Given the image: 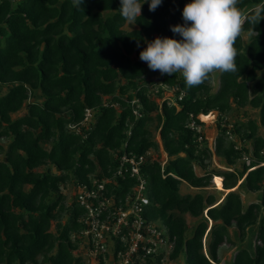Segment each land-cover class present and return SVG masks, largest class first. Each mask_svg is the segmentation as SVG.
Listing matches in <instances>:
<instances>
[{
    "label": "trees",
    "instance_id": "trees-1",
    "mask_svg": "<svg viewBox=\"0 0 264 264\" xmlns=\"http://www.w3.org/2000/svg\"><path fill=\"white\" fill-rule=\"evenodd\" d=\"M187 2L162 0L155 11L144 3L140 19L126 29L119 0H0V264H86L85 209L76 193L66 204L61 189L102 184L101 197L123 205L138 184L127 165L117 173L123 155L143 156L148 203L141 215L168 235L167 259L219 264V250L234 245V228L242 246L230 264H264V137L258 134L264 128V18L253 31L246 21L262 0L238 5L245 20L235 43L239 71H213L191 88L180 73L152 70L158 76L150 78L139 59L143 41L180 38L169 26L183 23ZM173 88L184 95L169 105L163 95ZM246 107L258 120L228 121ZM210 112H216L213 150L205 135L210 126L199 119ZM213 156L225 170L209 168ZM215 176L226 191L221 200L202 192ZM185 186L193 193H181ZM240 191L256 193L257 201L245 204ZM185 215L197 220L193 228ZM163 256L145 257L144 264H162Z\"/></svg>",
    "mask_w": 264,
    "mask_h": 264
},
{
    "label": "clouds",
    "instance_id": "clouds-1",
    "mask_svg": "<svg viewBox=\"0 0 264 264\" xmlns=\"http://www.w3.org/2000/svg\"><path fill=\"white\" fill-rule=\"evenodd\" d=\"M77 2L82 4V0ZM119 3L121 17L131 26L140 19L144 3L149 11H155L162 0H119ZM239 4L240 0H188L181 10L183 23L169 26L180 38L157 36L143 41L146 46L139 52V59L161 75L180 73L189 88L203 83L213 71L238 72L235 43L245 23ZM262 18L264 0L247 15L249 30L253 31Z\"/></svg>",
    "mask_w": 264,
    "mask_h": 264
},
{
    "label": "built area",
    "instance_id": "built-area-1",
    "mask_svg": "<svg viewBox=\"0 0 264 264\" xmlns=\"http://www.w3.org/2000/svg\"><path fill=\"white\" fill-rule=\"evenodd\" d=\"M175 91L174 88L165 89L164 94L172 92L171 96L163 98L169 105H176L184 95L180 92L176 96ZM88 117L90 111L86 110L85 118ZM199 119L206 123L201 116ZM215 119L216 114L213 121ZM190 127L200 131L193 121ZM142 162L143 156L123 155L121 158L117 173L121 174L122 167L127 165L129 176L138 181L134 195L127 196L123 205L116 206L113 200L102 198V184L92 189L85 185L77 186L76 200L85 209L82 221L87 226L81 249L83 258L88 257L84 258L86 264H144L145 257L166 250L169 253L172 243L168 236L154 223L145 222L141 215L142 207L148 203L144 192L145 181L140 176Z\"/></svg>",
    "mask_w": 264,
    "mask_h": 264
},
{
    "label": "rangeland",
    "instance_id": "rangeland-1",
    "mask_svg": "<svg viewBox=\"0 0 264 264\" xmlns=\"http://www.w3.org/2000/svg\"><path fill=\"white\" fill-rule=\"evenodd\" d=\"M132 26V25H131ZM131 26L129 24H126L125 25V28L126 29H130ZM248 37H249V34L248 33H243L242 34V38H243V41L244 42H247L248 41ZM142 63L144 65H146V62L142 61ZM158 76V73L155 72V71H152V70H149V77L150 78H157ZM218 79L217 78V73L216 75L214 76L213 78V81L211 83L212 87L214 89H216L218 87ZM153 93V92H152ZM172 92H168V93H165L163 95V98L165 97V95L167 96H171ZM152 97L153 99H155L158 103H160L162 101V99H160L158 96H155V92L152 94ZM24 112V110L12 115L13 118H16L18 117L19 115H21L22 113ZM215 114V113H214ZM244 117H251L255 120H258V112L255 111V110H252L250 107H246L245 109H240L239 111H234L232 112L229 116H228V121H235L237 119H246ZM214 122V121H213ZM209 126L211 125V123H208L206 122ZM154 128V123L151 124L149 126V129H153ZM209 134V135H208ZM205 132V135H206V138L208 140V146L210 147L211 150H213V140H214V137H215V131H212V133H209L208 132ZM258 134L263 136L264 137V128L260 127L259 130H258ZM155 140L159 142V137L158 135L155 136ZM161 147L159 148V151H160ZM161 154H159V159L160 160H164L165 159V154L163 153V151H160ZM151 156L152 158H157L158 156V152L156 151H151ZM2 159V157H0V160ZM223 163H221L216 157H212L211 159V162H210V166L209 168H215V169H222V170H225L224 167H223ZM237 168H240V162L237 163L236 165ZM43 168H46V167H43ZM43 168H40L39 170H42ZM51 170L53 172H55L56 170L51 168ZM196 173L198 174L200 171L199 169H195ZM214 178V177H213ZM213 178H211V186L207 189H204V191H202L203 193H217V196H219L220 200L222 198V196L226 193V191L224 192H221L219 191L218 189H216L215 187V184L213 182ZM186 187V186H185ZM62 193L65 195L66 197V204H69L73 201V197H74V193H75V190H74V187L71 186V185H67L66 187H63L61 189ZM146 193V192H145ZM181 193H193V189H190V188H187L186 187V190L181 192ZM240 194H241V198L243 200V202L245 204H248L252 201H257L256 199V193H246V192H243V191H240ZM185 219H186V222L187 224L193 228L194 225L197 223V220L196 219H192L189 215H185ZM209 226L211 225L210 222H208ZM53 230H54V227H52ZM209 228V227H208ZM255 228V227H254ZM253 228V230H255ZM229 232H230V235H231V239L234 241V245L229 247L228 245H226V247H222L218 254H219V257H220V263L219 264H230L233 260V257L235 255V253L237 252L239 246H242V244L240 245V242L238 240V235H237V230L234 229V228H230L229 229ZM251 233V232H249ZM248 233V234H249ZM165 236H168L166 233H164ZM247 239H251L250 241H252V243H254V234H249V236L247 237ZM248 240H245L243 242V245H245ZM203 243H204V251L206 252V245H207V239L204 238L203 239ZM85 254V253H84ZM84 258H88L87 256H84ZM162 264H184V258L181 256L179 259H177L176 261H171L169 259H167V250L166 252H164V256H163V261H162Z\"/></svg>",
    "mask_w": 264,
    "mask_h": 264
},
{
    "label": "bare ground",
    "instance_id": "bare-ground-1",
    "mask_svg": "<svg viewBox=\"0 0 264 264\" xmlns=\"http://www.w3.org/2000/svg\"><path fill=\"white\" fill-rule=\"evenodd\" d=\"M214 116H215L214 112H210V113H209L208 115H206V116H205V115H201V118H202L204 121L213 124ZM209 133H210V132H209ZM213 182H214V184H215L216 189H218L219 191H223V188H222V179H221V177L215 176V177L213 178Z\"/></svg>",
    "mask_w": 264,
    "mask_h": 264
},
{
    "label": "crops",
    "instance_id": "crops-1",
    "mask_svg": "<svg viewBox=\"0 0 264 264\" xmlns=\"http://www.w3.org/2000/svg\"><path fill=\"white\" fill-rule=\"evenodd\" d=\"M218 78V77H217ZM165 96H167V95H165ZM215 114H216V112H214ZM212 125V124H211ZM212 126H215V125H212ZM207 133L208 132H210V133H212V127L210 126V127H208V128H206V130H205ZM160 151H162V149H160Z\"/></svg>",
    "mask_w": 264,
    "mask_h": 264
}]
</instances>
